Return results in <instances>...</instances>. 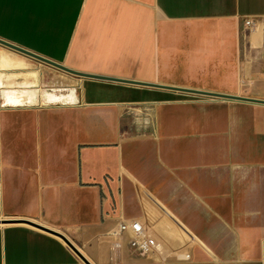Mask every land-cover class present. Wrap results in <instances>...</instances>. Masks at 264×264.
Wrapping results in <instances>:
<instances>
[{"label":"crops","instance_id":"obj_1","mask_svg":"<svg viewBox=\"0 0 264 264\" xmlns=\"http://www.w3.org/2000/svg\"><path fill=\"white\" fill-rule=\"evenodd\" d=\"M261 14L264 0H0V38L83 73L264 99L239 40ZM53 87L76 102L2 96ZM132 217L189 239L190 259L113 249ZM52 232L92 264H264V104L81 78L0 45V264H84Z\"/></svg>","mask_w":264,"mask_h":264},{"label":"built area","instance_id":"obj_2","mask_svg":"<svg viewBox=\"0 0 264 264\" xmlns=\"http://www.w3.org/2000/svg\"><path fill=\"white\" fill-rule=\"evenodd\" d=\"M264 32V14L243 17L239 28V40L242 51H254L260 61V76L264 79V40L259 44H252L249 40L253 32ZM116 241L112 248L115 249L125 238L128 248L134 254L153 258H163L164 241L146 226L140 218L132 217L118 222L115 230L109 233ZM183 260H189L190 254L185 253Z\"/></svg>","mask_w":264,"mask_h":264},{"label":"water","instance_id":"obj_3","mask_svg":"<svg viewBox=\"0 0 264 264\" xmlns=\"http://www.w3.org/2000/svg\"><path fill=\"white\" fill-rule=\"evenodd\" d=\"M0 45L6 46L12 50H15V51H18V52L23 53L25 55H28L30 57H33L39 61H42L46 64L51 65L57 69L66 71L67 73H70L74 76L81 77V78H93V79H100V80L113 81V82H119V83H126V84H134V85H142V86H148V87L168 89V90H172V91H179V92H184V93H189V94H196L199 96H207V97H211V98H220V99H224V100H238V101H246V102L264 104V99H258V98H253V97H246V96H240V95H229V94H225V93H217V92H213V91H204V90H200V89L174 87V86H168V85H160V84L146 83V82H141V81L120 79V78H116V77L96 75V74H91V73H83V72H79V71H75V70L66 68L60 63L54 62V61L49 60L45 57L37 55L36 53L28 51L22 47H19L13 43H10L8 41L1 39V38H0ZM52 233L57 235L58 237H60L72 249V251L78 256V258L84 264H92L65 236H63L60 233H56V232H52Z\"/></svg>","mask_w":264,"mask_h":264},{"label":"bare ground","instance_id":"obj_4","mask_svg":"<svg viewBox=\"0 0 264 264\" xmlns=\"http://www.w3.org/2000/svg\"><path fill=\"white\" fill-rule=\"evenodd\" d=\"M2 96L3 98L12 96L21 103L26 102L31 97L33 104L40 103L41 105L72 104L77 100L76 89L74 87H53L33 89L32 91L25 89L21 91H8L6 88H2Z\"/></svg>","mask_w":264,"mask_h":264},{"label":"rangeland","instance_id":"obj_5","mask_svg":"<svg viewBox=\"0 0 264 264\" xmlns=\"http://www.w3.org/2000/svg\"><path fill=\"white\" fill-rule=\"evenodd\" d=\"M164 230V229H163ZM163 230H161V231H163ZM164 235H165V237H166V239H165V243H164V248L166 249V248H168V247H176V248H182L184 251L182 252V254H185L186 253V251H187V248L190 246V240L189 239H187L186 237L185 238H183V241H182V243L180 244V245H177L176 243H174L173 241H171L172 239H171V237H169L168 235H167V233L165 232V231H163L162 232ZM166 244V245H165ZM166 246V247H165Z\"/></svg>","mask_w":264,"mask_h":264}]
</instances>
